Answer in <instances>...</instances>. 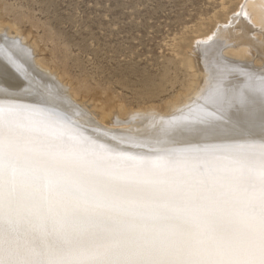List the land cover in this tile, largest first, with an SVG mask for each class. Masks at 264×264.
<instances>
[{
	"label": "snow or ice",
	"instance_id": "obj_1",
	"mask_svg": "<svg viewBox=\"0 0 264 264\" xmlns=\"http://www.w3.org/2000/svg\"><path fill=\"white\" fill-rule=\"evenodd\" d=\"M212 104L199 119L231 143L147 157L5 93L0 264H264V80Z\"/></svg>",
	"mask_w": 264,
	"mask_h": 264
},
{
	"label": "rangeland",
	"instance_id": "obj_2",
	"mask_svg": "<svg viewBox=\"0 0 264 264\" xmlns=\"http://www.w3.org/2000/svg\"><path fill=\"white\" fill-rule=\"evenodd\" d=\"M238 4L0 0V19L29 35L42 61L84 100L127 113L164 111L191 84V71L181 61L183 47L209 36L234 16Z\"/></svg>",
	"mask_w": 264,
	"mask_h": 264
},
{
	"label": "bare ground",
	"instance_id": "obj_3",
	"mask_svg": "<svg viewBox=\"0 0 264 264\" xmlns=\"http://www.w3.org/2000/svg\"><path fill=\"white\" fill-rule=\"evenodd\" d=\"M215 29L183 47L181 61L191 71L184 94L164 111L127 113L84 100L42 61L29 35L0 19V100L7 93L15 102L50 109L82 136L128 155L216 148L232 141L210 134L199 117L215 111L218 89L239 95L264 80V0H239L234 16ZM28 85L53 95L45 91L47 103H40L44 97L28 93Z\"/></svg>",
	"mask_w": 264,
	"mask_h": 264
}]
</instances>
